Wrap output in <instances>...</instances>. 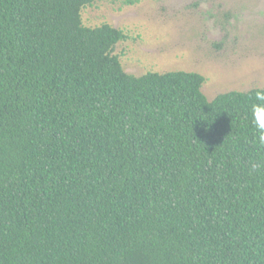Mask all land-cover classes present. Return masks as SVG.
<instances>
[{"label":"trees","instance_id":"16d2710c","mask_svg":"<svg viewBox=\"0 0 264 264\" xmlns=\"http://www.w3.org/2000/svg\"><path fill=\"white\" fill-rule=\"evenodd\" d=\"M94 1L0 0V264H264L254 88L126 72Z\"/></svg>","mask_w":264,"mask_h":264},{"label":"rangeland","instance_id":"374dc122","mask_svg":"<svg viewBox=\"0 0 264 264\" xmlns=\"http://www.w3.org/2000/svg\"><path fill=\"white\" fill-rule=\"evenodd\" d=\"M81 19L124 30L113 53L130 74L196 71L208 99L264 86V0H95Z\"/></svg>","mask_w":264,"mask_h":264},{"label":"clouds","instance_id":"9594fccd","mask_svg":"<svg viewBox=\"0 0 264 264\" xmlns=\"http://www.w3.org/2000/svg\"><path fill=\"white\" fill-rule=\"evenodd\" d=\"M255 103L251 104L249 120L253 129L250 143L257 148H264V86L256 85L253 89ZM259 165L252 163L251 167L256 169Z\"/></svg>","mask_w":264,"mask_h":264}]
</instances>
